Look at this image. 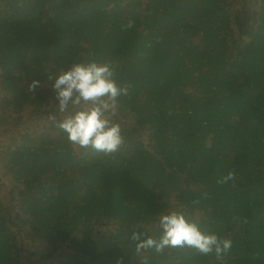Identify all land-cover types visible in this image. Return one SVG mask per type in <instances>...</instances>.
I'll return each instance as SVG.
<instances>
[{"label":"trees","instance_id":"1","mask_svg":"<svg viewBox=\"0 0 264 264\" xmlns=\"http://www.w3.org/2000/svg\"><path fill=\"white\" fill-rule=\"evenodd\" d=\"M91 62L128 88L114 154L58 127L89 105L55 77ZM0 136V264H264V0H0ZM172 212L232 248L138 251Z\"/></svg>","mask_w":264,"mask_h":264},{"label":"clouds","instance_id":"2","mask_svg":"<svg viewBox=\"0 0 264 264\" xmlns=\"http://www.w3.org/2000/svg\"><path fill=\"white\" fill-rule=\"evenodd\" d=\"M129 21L127 27H131ZM114 71L107 63H75L62 70L53 82L59 111L64 112L69 102L89 105L77 111L71 117L58 124L67 136L68 141L80 148L91 147L104 154L117 153L125 144L119 124L111 123L104 113L118 107V98L128 94L127 87L118 86L113 79ZM52 80V76L48 77ZM39 86L33 81L29 90ZM236 179L235 172L229 170L217 178L218 185H225ZM162 233L158 240L148 238L137 245V250L154 248L162 252L168 247H190L203 255L215 253L218 260L232 248V240L220 239L216 234L202 232L196 223L190 222L185 215L172 212L160 217ZM133 239H137L134 234ZM144 264H148L147 260Z\"/></svg>","mask_w":264,"mask_h":264},{"label":"rangeland","instance_id":"3","mask_svg":"<svg viewBox=\"0 0 264 264\" xmlns=\"http://www.w3.org/2000/svg\"><path fill=\"white\" fill-rule=\"evenodd\" d=\"M231 43H233L234 41H230ZM231 46H235L234 44H230ZM53 105H55V103L54 102H51V103H49V104H47L44 108H49V107H51V106H53ZM8 119H10L11 120V126H17L18 128H21L23 125L20 123V122H18L17 120H16V117H12V116H9L8 117ZM32 123L30 122V121H26V124L25 125H31ZM8 140V137L7 136H0V147H2V145H5V142ZM5 182V177L3 176V175H0V183L1 184H3ZM8 189V188H7ZM6 189V190H7ZM1 195H2V193H1ZM0 198L2 199V201H3V204H7L8 203V201L6 200V196H5V194H3L2 196H0ZM126 203V202H125ZM10 205H12L11 203H9ZM13 205H14V203H13ZM17 213H20V210H18L17 211ZM17 224L20 226V228L22 229L23 228V223L21 222V221H18L17 222ZM20 233H21V230L19 231ZM24 239L26 240V247H25V251L26 250H30V251H33V246H34V244H35V241H32V240H27L28 239V236H24ZM32 247V248H31ZM31 248V249H30ZM40 248H46V249H48L49 248V246L47 245V244H41L40 245Z\"/></svg>","mask_w":264,"mask_h":264}]
</instances>
